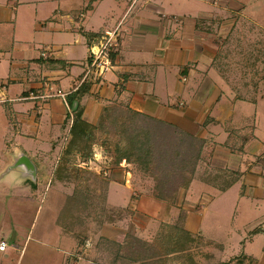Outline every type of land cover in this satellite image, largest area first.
<instances>
[{"label":"crops","instance_id":"1","mask_svg":"<svg viewBox=\"0 0 264 264\" xmlns=\"http://www.w3.org/2000/svg\"><path fill=\"white\" fill-rule=\"evenodd\" d=\"M19 5L30 8L21 11L20 20L28 19V29L32 28L36 39H42L38 41L42 47L35 55L20 57V63H10L13 69L20 67V76L0 78V119L1 115L6 117L5 123L0 120V241L6 244L0 250L6 252L0 263L23 264L22 254L27 246L19 247L20 208L10 203L36 199L38 183L50 188L42 221L49 212L54 222L46 224L44 229L39 225L29 248L39 254L42 264H62L63 254L71 248V238L61 233L57 222L67 196H72V189L76 184L83 186L84 181L52 178L61 153L56 148L67 139L71 124L69 120L64 125L68 111L64 99L82 83L80 77L89 61V47L101 39L104 31L118 26L119 45L111 56V69L98 80L83 81L89 87L80 103L82 118L96 124L110 105L123 104L202 140L193 177L188 187L178 189L174 202L169 203L176 205L170 213L177 218L179 210H184L186 231L211 236L208 229L212 225L203 224L204 214L208 212L223 219L225 210L229 214L231 202L234 203L232 220L236 217L241 224L245 221L253 224L246 226L248 237L241 241L237 253L231 254L224 244L223 252L230 254L227 264H264V230L249 234L264 225V55L254 56L238 49L226 54L218 45L220 34L237 32L238 27L247 25L236 16L226 20L219 17L228 11L238 14L241 10L238 3L235 0H7L6 4L0 3V25L16 22L17 17H12L11 11H17ZM29 41L14 39L11 50L30 52L33 41ZM10 82L20 84V95H9ZM59 93L65 94L64 99ZM18 102L20 105L15 108L11 105ZM8 127L13 131L11 138L4 136ZM25 139L33 141L36 148L24 146ZM45 142L46 147H39V143ZM18 152L35 166L34 186L20 177L19 168L8 170ZM100 157V153H94L88 163L76 166L96 173L99 170L89 165L99 167ZM118 167L113 172H118ZM123 191L120 180L113 176L107 184L106 201L110 194L119 199L127 193ZM227 191H234L232 200L231 195L230 199H216L215 194L224 195ZM204 196L208 199L205 204L200 202ZM127 199L124 197L123 201ZM213 205L215 208L209 209ZM6 209L13 213L6 214ZM9 220L12 224H7Z\"/></svg>","mask_w":264,"mask_h":264},{"label":"rangeland","instance_id":"2","mask_svg":"<svg viewBox=\"0 0 264 264\" xmlns=\"http://www.w3.org/2000/svg\"><path fill=\"white\" fill-rule=\"evenodd\" d=\"M10 1L16 2V0ZM2 2L6 4L7 0H0V3ZM235 2L238 3L240 6L239 8H241V10L239 9L237 11L238 14L232 13L233 11L223 12L222 15H219L220 19L223 18L226 20L236 16L239 22L245 20L244 23L246 22L247 25L238 27L237 32L233 30L227 35H225V32L218 36V45L221 52L230 54L232 51H235V49H238L239 51L243 50L254 56H256L257 53L259 55H264V0H235ZM26 7L27 5H24V8H21L19 5L17 11H11L12 17H17L15 23H13L12 20L10 22H2L0 25V71L3 72L0 78L3 77L7 79L11 77V75L20 76V67L13 69L10 67V63L14 62L18 64L20 63V57L27 58L30 55L37 54L39 51L37 49L41 46L38 41L42 39H36L32 36V28L31 30L30 28L28 29L30 25L28 19L20 20V16L22 17L21 11L30 9ZM30 16H32V14ZM174 18L175 17H172V19ZM248 20H251V23H248ZM118 31L120 32V29H118ZM14 39L19 41L21 39L28 42H30L29 40L33 41L32 51L26 52L20 51V49L12 51ZM225 43H229V45L225 46ZM11 54L12 56L10 57ZM91 75L92 76L89 78L93 81L99 79L94 77L93 74ZM87 78L88 77L84 78V72L82 71L80 82H82L83 79L85 81ZM21 92L22 87L19 83H14V85H12L10 82L9 95H12L11 97H15L16 94L20 95ZM25 104L31 105L27 104V102ZM11 105L15 108L20 105V102L11 103ZM8 108L11 109L9 106ZM1 112H3L2 109ZM0 120L5 123L6 117L1 115ZM5 135L7 138H11L13 131L10 130L9 127L5 128L4 136ZM117 139L116 136L113 137L112 135L109 136L98 131L95 132L92 149L93 152L100 153V166L97 167L94 164L89 166L99 171L95 173V171H91L92 169L87 170L88 180L87 182H83L93 188L94 192H92V196L89 197L84 189V191H82L84 199L83 202L80 203V206L74 207L71 204L70 209L69 203L65 204L62 213H60L61 216L58 218L57 223L61 228L59 230L62 234L71 238V248L66 250L63 254L62 264H227L229 262L227 258L230 254L223 252L225 245L231 254L232 252L237 253L241 248V241L248 237V232L245 229L251 226L253 222L245 221L241 224L236 217L232 220V207L234 203L231 202V212L227 214L225 210V218L223 219L217 218L208 212L204 214L206 218H204L203 224L210 223L212 225V227L208 229L211 236L207 234H205V236H201L200 234L196 235L185 229L184 233L178 229L172 230L175 234L172 233L169 235L171 232L170 225L177 223V218L170 213L176 205H170L168 202L159 200L153 196V178L149 176L148 173L138 168L136 164L121 161L123 166L120 167L118 165L119 167H117L120 168L119 171L113 172L116 167L113 163L112 143ZM32 142L33 141L25 139L23 145H28V147L26 146L27 148L34 147ZM65 143V140L61 142L60 148H56L57 152L64 150ZM46 145V142L39 143V147L42 148L46 147ZM47 148H49V146ZM73 163H81L77 155H75ZM127 171H129V174ZM113 176H117L122 184V189L127 193L123 196L121 195L119 199L118 196H112L110 194L107 198L109 204L106 201V186ZM84 184L82 186L80 183L79 187L76 184L75 188L72 189L73 197L76 195L77 191L82 189L81 187H84ZM112 184H115V182L113 181ZM193 186L192 189L194 188ZM49 189V185L38 183L37 189L35 190L36 199L30 200L29 202L22 201L10 203V205H18L20 208L18 210L20 212H18L17 215V226L19 228L18 236L20 238L19 247H24V245L27 246L24 255L22 254L23 264H32L31 262H33V264L43 263L39 258V254H35L30 249V244L33 243L34 238L32 237L39 225L42 226V229H44L46 224L53 225L54 221L49 212L42 221L44 208L49 203ZM100 194H103L104 203L98 205L99 208H97L98 206L90 207L87 205L88 201L91 202ZM230 195L232 200L234 191H227L224 195L215 194L216 199L219 198L220 200H222V198L230 199L228 198ZM128 196H130V199H127ZM124 197L127 199V202L123 201ZM202 200L200 202L203 204L208 202L205 196ZM231 200H229V203ZM67 201H70L68 196L65 203ZM213 206L209 209L213 210L215 208V206ZM12 213L13 212L10 210L7 211L6 209V214L11 215ZM44 221L45 224H43ZM5 222H2V224ZM7 224H12V221L9 220ZM103 225L105 226L104 228ZM127 233L147 241L148 244L155 245V250L158 252H154V256H149L148 259L136 258L135 261L127 259V252L125 250H118V246L116 245V243L122 241L123 236ZM26 237L27 242L25 243ZM29 238L31 239L30 241L28 240ZM5 253L0 252V257H4ZM1 262L2 264H12V262ZM19 264H22V262L20 263L19 261Z\"/></svg>","mask_w":264,"mask_h":264},{"label":"trees","instance_id":"3","mask_svg":"<svg viewBox=\"0 0 264 264\" xmlns=\"http://www.w3.org/2000/svg\"><path fill=\"white\" fill-rule=\"evenodd\" d=\"M89 84L81 83L76 90L65 97L68 107L64 125L71 120L68 128L64 150L61 151L59 160L53 170V179L78 183L87 182V168H78L73 160L75 155L81 162L88 163L95 152L92 145L95 132L116 136L112 144L114 166L121 161L136 164V166L151 176L154 180L153 196L159 200L173 203L178 189H186L193 177L195 167L200 159L203 141L177 128L175 125L155 119L143 113L129 109L123 104H112L99 117L96 124L87 123L82 118L81 99L87 93ZM22 95L26 96V93ZM63 127V126H62ZM71 159V160H70ZM72 161V162H71ZM31 182V181H30ZM31 185L34 186V184ZM73 197L68 196L74 207L80 206L84 194L90 197L94 189L84 184ZM107 188V186H106ZM94 195V194H93ZM94 197V196H93ZM67 199V198H66ZM104 203L103 194L95 197L87 205L90 207ZM64 204V207H65ZM99 208V206L97 207ZM185 211L179 210L177 223L170 225L171 232L178 229L184 233ZM263 227H257L251 233H259ZM118 250H125L126 258L135 261L136 258L148 259L153 257L155 245L127 233L122 241L116 243ZM235 257L234 259H238ZM230 261V260H229Z\"/></svg>","mask_w":264,"mask_h":264},{"label":"built area","instance_id":"4","mask_svg":"<svg viewBox=\"0 0 264 264\" xmlns=\"http://www.w3.org/2000/svg\"><path fill=\"white\" fill-rule=\"evenodd\" d=\"M214 3H216V1ZM118 29L119 27L116 26L110 30L104 31L101 39L96 44L89 47V61L86 63L83 70L84 78H89L90 76H92L91 74H93L94 77L98 78L111 69V56L114 51H116L119 45ZM40 55L43 56L44 53L41 52ZM58 95L63 99L65 97V94L62 93H59ZM5 246V242L0 241V250H3Z\"/></svg>","mask_w":264,"mask_h":264},{"label":"water","instance_id":"5","mask_svg":"<svg viewBox=\"0 0 264 264\" xmlns=\"http://www.w3.org/2000/svg\"><path fill=\"white\" fill-rule=\"evenodd\" d=\"M13 168L20 169V177H25L31 182H35L36 169L30 159L22 152H18L13 162L8 166V170L11 171Z\"/></svg>","mask_w":264,"mask_h":264}]
</instances>
